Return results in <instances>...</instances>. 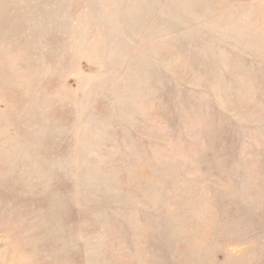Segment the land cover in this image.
<instances>
[{
	"label": "rangeland",
	"instance_id": "rangeland-1",
	"mask_svg": "<svg viewBox=\"0 0 264 264\" xmlns=\"http://www.w3.org/2000/svg\"><path fill=\"white\" fill-rule=\"evenodd\" d=\"M0 264H264V0H0Z\"/></svg>",
	"mask_w": 264,
	"mask_h": 264
}]
</instances>
